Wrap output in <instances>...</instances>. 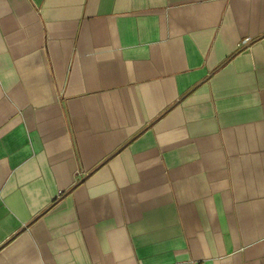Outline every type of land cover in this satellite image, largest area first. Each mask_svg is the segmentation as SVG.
Instances as JSON below:
<instances>
[{"label":"crops","instance_id":"0c3cea01","mask_svg":"<svg viewBox=\"0 0 264 264\" xmlns=\"http://www.w3.org/2000/svg\"><path fill=\"white\" fill-rule=\"evenodd\" d=\"M0 264H264V0H0Z\"/></svg>","mask_w":264,"mask_h":264}]
</instances>
